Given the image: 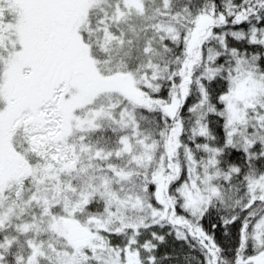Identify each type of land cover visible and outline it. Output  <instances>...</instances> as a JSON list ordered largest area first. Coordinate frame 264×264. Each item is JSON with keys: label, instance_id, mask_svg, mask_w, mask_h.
Masks as SVG:
<instances>
[{"label": "snow or ice", "instance_id": "6c2138e0", "mask_svg": "<svg viewBox=\"0 0 264 264\" xmlns=\"http://www.w3.org/2000/svg\"><path fill=\"white\" fill-rule=\"evenodd\" d=\"M0 264H264V0H0Z\"/></svg>", "mask_w": 264, "mask_h": 264}]
</instances>
